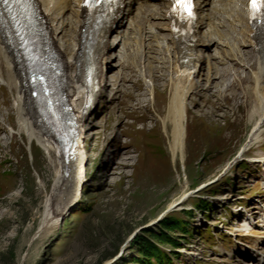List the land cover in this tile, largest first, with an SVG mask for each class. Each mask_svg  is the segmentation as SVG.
<instances>
[{
  "label": "rangeland",
  "instance_id": "374dc122",
  "mask_svg": "<svg viewBox=\"0 0 264 264\" xmlns=\"http://www.w3.org/2000/svg\"><path fill=\"white\" fill-rule=\"evenodd\" d=\"M127 27L132 43L101 60L107 89L100 88L89 116L79 201L38 237L55 169L35 142L17 133L15 90L0 82V264H141L142 238L173 264H252L247 252L264 255V164L256 162L264 158V141L239 158L253 126L243 93L256 65H241L230 54L228 75L209 89L212 61H205L189 101L186 162L175 165L161 121L175 75L172 47L143 45ZM228 36L227 45L242 50ZM186 184L187 202L169 211ZM251 211L259 217L252 231L243 226ZM171 219L185 221L187 232L177 221L167 228ZM163 234L181 246L162 241Z\"/></svg>",
  "mask_w": 264,
  "mask_h": 264
},
{
  "label": "bare ground",
  "instance_id": "6f19581e",
  "mask_svg": "<svg viewBox=\"0 0 264 264\" xmlns=\"http://www.w3.org/2000/svg\"><path fill=\"white\" fill-rule=\"evenodd\" d=\"M35 2L44 17L49 40L64 68V87L79 125L73 158L66 161L59 143L44 128L30 86L25 82L24 70L0 31V82L15 90L13 109L16 110L17 133L21 136L24 134L30 144L35 142L55 169L51 191L46 195L42 207V225L35 237L58 226L60 218L79 201L85 184L82 166L85 161L83 141L87 135V124L90 114L95 111L96 104L101 98V93L107 89L105 73L108 68L102 73L101 60L105 59L106 63L107 53H111L121 43L122 46H128L132 41V34L129 36L126 33L127 26L130 31L137 32V37L139 36L143 45H146L144 42L147 41H156L157 48L165 43L168 50L172 47L170 59L175 75L161 121L169 139V150L175 165L178 161L182 164L186 162L190 123L189 101L198 89L196 78L202 73L203 64L207 59L212 61L209 74L206 76L209 89L217 87L219 80L215 79H218L219 75V77L225 73H227L225 76L228 75L223 67L229 65L231 55L232 61L241 65L247 64L250 67L252 63L256 65L250 78L253 84L247 86L243 93L249 99V122L253 126L246 143L239 151L241 152L239 158L264 141V29H255L249 25L245 0H199L198 19L191 28L192 34L186 39L173 31L171 4L168 0H122L111 23L96 33L94 37L96 43L92 52L88 45L90 41L88 36L91 33L86 24V12L81 8L82 0H35ZM233 10L236 13L234 16ZM70 14L71 17L66 18ZM69 27H74L73 36L70 35ZM238 28L240 30L237 31ZM227 36L239 39L242 50L233 51L231 45H227L229 39ZM152 46H155L154 43L150 44V47ZM252 52L254 56L251 55ZM91 71L99 87L95 93L92 92L93 87L86 82V77ZM100 88H103L102 92L99 91ZM89 95L93 98L86 107ZM11 130L15 129L12 127ZM256 162L264 164V158ZM188 196L186 184L183 193L169 206V211L181 209ZM255 224L258 223L252 221L251 214L243 226L252 231ZM246 256L252 264L254 262L264 264V255L247 252Z\"/></svg>",
  "mask_w": 264,
  "mask_h": 264
},
{
  "label": "trees",
  "instance_id": "16d2710c",
  "mask_svg": "<svg viewBox=\"0 0 264 264\" xmlns=\"http://www.w3.org/2000/svg\"><path fill=\"white\" fill-rule=\"evenodd\" d=\"M203 204H205V203H200L196 207L198 209H203L205 207V205H203ZM206 208H207V206H206ZM189 214H188V216H191L190 219L194 220L195 215H189ZM176 221H173L171 219L170 224L167 226V228H171L173 226V224H175V222H176V228H179L182 232L186 233L187 232L186 222L182 221V220H176ZM162 237L164 238V240H162V241L168 242L169 244H171L175 248L181 246V242L176 241V239H174V238L172 239V238L166 236L165 234H163ZM137 241H140V242H138L139 243V249H140L141 254L143 255V260L140 261L141 264H173V260L170 257V255L168 253L164 252L163 250H161L153 242L143 240V238L137 239Z\"/></svg>",
  "mask_w": 264,
  "mask_h": 264
},
{
  "label": "snow or ice",
  "instance_id": "6c2138e0",
  "mask_svg": "<svg viewBox=\"0 0 264 264\" xmlns=\"http://www.w3.org/2000/svg\"><path fill=\"white\" fill-rule=\"evenodd\" d=\"M91 0H88V3L90 4ZM179 6L182 8H190V0H178ZM87 6V5H86ZM253 13H254V18H255V12L257 11V9H264V0H253ZM187 15L190 17L191 11L187 12Z\"/></svg>",
  "mask_w": 264,
  "mask_h": 264
},
{
  "label": "water",
  "instance_id": "95a60500",
  "mask_svg": "<svg viewBox=\"0 0 264 264\" xmlns=\"http://www.w3.org/2000/svg\"><path fill=\"white\" fill-rule=\"evenodd\" d=\"M74 147H75V142L72 143V145H71V151H69V155L67 157V161H69L70 159L73 158V155H74Z\"/></svg>",
  "mask_w": 264,
  "mask_h": 264
}]
</instances>
